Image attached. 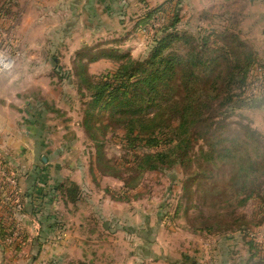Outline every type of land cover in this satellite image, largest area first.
I'll use <instances>...</instances> for the list:
<instances>
[{
	"label": "rangeland",
	"instance_id": "374dc122",
	"mask_svg": "<svg viewBox=\"0 0 264 264\" xmlns=\"http://www.w3.org/2000/svg\"><path fill=\"white\" fill-rule=\"evenodd\" d=\"M56 2L0 0V88L4 90L3 84L7 86L8 81L11 90L16 89L25 85L28 76H33V81L29 78L31 92L27 97L22 95L25 98H19L17 104L26 110L29 103L42 108L44 101H49H46L47 119L37 118L40 127L44 126L41 134L53 144V150L61 149V155L72 145L67 152L68 161L77 168L58 169L47 192L53 191L59 181L81 188L76 201L68 207L65 206L68 197L49 194L48 198L54 197L50 203L53 211L44 216H50L46 225L56 227L57 232H50V238L55 239L47 245L50 256L43 257L40 263L54 264L52 260H56L55 264H236L244 254L243 247L250 254L256 251L254 262L264 261V212L259 211L257 202L249 201L236 209L233 218L226 219L233 224V230L223 232L224 235L196 232L194 229L202 223L208 224V215L214 210L198 219V210L194 209L197 197L188 204L190 194H184L182 189L184 171L176 167L164 172L147 171L140 177L132 169L135 155L127 148L123 133L107 132L110 124L104 122L97 140L88 138L82 125L86 109L83 103L88 99L80 96L81 77L114 74L123 61L116 58L123 55L145 60L153 46L152 36L175 16L179 19V32L187 31L195 39L212 33L209 47L220 46L219 41L214 44L216 35L227 31L256 53L258 62L248 74L244 95L249 106L233 113L228 122L247 123L264 136V27L261 26L264 20L253 16L255 7L251 1L102 0L93 5L94 11H88L84 19V15L78 17L74 0ZM65 4L66 9L60 10ZM154 10L158 13L149 18ZM104 30H108L107 35L100 33ZM45 31H51L50 38L56 46H50L53 44L50 39L44 41ZM42 50H48L44 58ZM105 51L115 53L110 54L115 61L97 54ZM6 97L12 101L10 109H14V93L0 92L3 106ZM150 112L146 111L148 117ZM108 113L99 111L96 118L105 120ZM2 126L0 156L3 158L9 152L17 159L33 158L30 143L23 142L22 147L7 144L12 141L6 134L13 133L17 126L5 122ZM199 146H203L200 140L194 150L200 149ZM189 178L190 182L193 178ZM15 180L16 173L0 159V220L5 223L7 219L4 235L11 232L8 239L0 241L4 246L0 264H32L36 250H30L27 235L34 232V225L25 222L22 196ZM197 182H191L193 189ZM15 206L21 209L17 214ZM70 213L74 218H69ZM250 222L260 226L248 228L245 224ZM239 226L243 227L242 234ZM71 229L84 231L77 245L68 237ZM17 244H21L19 250ZM221 247L227 248L224 250L229 257ZM53 255L56 259L51 258Z\"/></svg>",
	"mask_w": 264,
	"mask_h": 264
},
{
	"label": "trees",
	"instance_id": "16d2710c",
	"mask_svg": "<svg viewBox=\"0 0 264 264\" xmlns=\"http://www.w3.org/2000/svg\"><path fill=\"white\" fill-rule=\"evenodd\" d=\"M157 13L152 11L149 18ZM178 23L175 16L169 24L163 23L152 36L153 46L145 60L123 55L116 58L123 61L114 74L81 77L80 96L88 99L83 103L82 125L94 141L104 122L110 124L107 132L123 133L127 148L135 155L132 169L140 177L147 171L179 167L186 177L182 189L190 194L188 204L197 197L198 219L214 210L208 215L209 225L202 223L194 230L224 235L233 230L226 219H232L234 211L249 201L257 202L264 212V136L247 123L228 122L233 113L249 106L244 97L248 74L258 59L251 47L227 31L216 35L214 44L219 41L221 45L212 48V33L195 39L187 31L179 32ZM97 54L115 61L110 57L116 55L113 52ZM103 110H108L107 117L97 119ZM199 140L203 146L194 150ZM196 181L193 189L191 182ZM54 190L62 199L68 197L65 203H73L79 187L61 183ZM6 221L0 220V241L11 236V232L4 235Z\"/></svg>",
	"mask_w": 264,
	"mask_h": 264
},
{
	"label": "crops",
	"instance_id": "0c3cea01",
	"mask_svg": "<svg viewBox=\"0 0 264 264\" xmlns=\"http://www.w3.org/2000/svg\"><path fill=\"white\" fill-rule=\"evenodd\" d=\"M61 1L64 2L65 0H57L56 3L57 4L62 3ZM239 1L242 2V0ZM250 1H251L250 3L253 4L252 6L255 7L253 16L256 18L261 17V19L264 20V0H250ZM74 2L77 3L75 11L77 12L78 17L80 18L82 15H84L83 17L84 19L85 17L88 16L87 15L88 11L90 10L94 11L95 8L93 7V5L94 4L99 5L102 2V0H74ZM49 5L50 4H47V6ZM64 9H66V4L60 8V10L62 11H64ZM94 16L96 17V15ZM63 17L64 16H59V18L61 19ZM261 26L264 27L263 22H261ZM50 32L51 31L46 32L44 41L47 42V40L50 39V42H52V38H50ZM107 32L108 30H104L100 33L107 35L106 34ZM62 33L66 35V31L64 30H62ZM100 33L99 35H101ZM51 45L56 46L55 43L50 44V46ZM50 50L52 49L49 48V51ZM47 54H48V50H42L43 58L46 57ZM29 78L32 80L33 76H28L27 77L28 80H26L25 85L20 84L18 88L13 90H11V86L8 85L9 83L8 81L6 82L7 86L3 84V86L6 87L4 90L7 92V94L11 92L14 93V98H16V106L14 107V109L13 108L10 109V105L12 104V101L6 100L7 97L5 98V102H4L5 106L0 104V131L3 130L2 124L4 122L5 124H15L17 126L16 127L17 129H15L13 133L6 134L7 135L6 137L10 141H12L7 144L11 147L13 146L22 147L21 144L23 142L26 144L30 143L33 149L32 152L33 154H31L33 158H27L21 160L15 158L12 154L7 152V155L3 156V158L0 156V159L3 162V164H6L9 169L13 170L16 173V180H17L16 183L22 196V202H23L22 206L24 209L23 214H24L25 222L34 225L33 226L34 232L32 234L27 235V239L30 241L29 242V245L31 246L30 250H34V251L36 250V254L32 258V264H41L40 262H42L43 257L50 256L48 251L49 247H47V245H50L54 239V238H50V234L57 232L56 227H52L51 225L50 226L46 225V223L49 222V217H50L49 211L53 209L50 203L54 199L53 197L55 196L54 194L57 193L54 190L55 188L53 189V191L47 192V190L49 191L50 189L48 188V186L50 185L51 181L54 180V176H55L54 173L58 169L61 168V170L65 169L66 171H68V170H74L75 168H73L72 164L69 163L68 161L69 155L67 154V152H70V149H72L73 146L71 145L69 146V148H67L66 151H62V153L63 152L64 153L61 155L60 153L61 149H59L58 152H56V150H53L54 149L53 144L46 142L43 137L44 135L41 134V132L44 130V126L40 127L39 123L37 122V118H42V121L43 119H47L49 113L48 112L49 108L46 106L47 100L45 101L43 100L44 106L42 108H39L38 105L32 106L29 103L28 109L21 110L19 105L17 104L19 98L20 100L24 99L25 97H27L29 92H31L30 87L32 85V82L31 80H29ZM7 79L8 77H5L4 81H6ZM4 90H1L0 88V92L2 91L5 94ZM25 94L26 96L22 97V95ZM21 133H23V136ZM20 150H24V148H20ZM26 153L30 156V153H28V151H26ZM60 182L63 181H59L56 185H59ZM76 185L79 187V189H81L80 185L78 184ZM86 186L90 187L87 182H86ZM49 194L53 196L51 198H48V196H50ZM65 206L66 207L70 206V203L65 204ZM32 207H34L35 210H33ZM69 211L71 210L69 209ZM12 212H14L13 208H12ZM47 212L49 214L48 215L49 217L46 216L45 218L44 215ZM71 213L68 215L69 218H74V215ZM262 231H264V226L262 228ZM83 235H84V231L82 230L77 231L75 229H71L70 231H68V237H72V239H74L72 242H74L76 245L82 241L81 237H83ZM218 244L220 245V242H218ZM226 247L229 248V246ZM226 247L224 248L221 247V248L224 250L227 249ZM77 249L79 250V248ZM215 249L216 248H214L213 250ZM224 251L225 253L228 254L229 257V252L226 250ZM0 252H4V246L1 242H0ZM241 253L244 254L241 255L240 261L236 264H264L263 260H257V262H254L256 258V251L250 254V252L248 250H245V248L243 247ZM55 257L56 256L54 255L51 256L52 259H56ZM228 257L226 255L227 259ZM52 261H55L56 263V260H52Z\"/></svg>",
	"mask_w": 264,
	"mask_h": 264
},
{
	"label": "built area",
	"instance_id": "2783aa9c",
	"mask_svg": "<svg viewBox=\"0 0 264 264\" xmlns=\"http://www.w3.org/2000/svg\"><path fill=\"white\" fill-rule=\"evenodd\" d=\"M21 211L20 206H15V214L19 213Z\"/></svg>",
	"mask_w": 264,
	"mask_h": 264
}]
</instances>
